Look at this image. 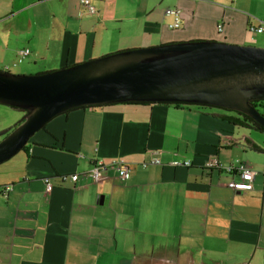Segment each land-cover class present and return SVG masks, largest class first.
<instances>
[{"label": "crops", "instance_id": "crops-1", "mask_svg": "<svg viewBox=\"0 0 264 264\" xmlns=\"http://www.w3.org/2000/svg\"><path fill=\"white\" fill-rule=\"evenodd\" d=\"M91 2L97 14L79 18V0H0V67L26 48L39 75L169 43L264 44V32L247 31L264 26V0ZM167 8L180 10V29ZM219 113L117 104L51 120L0 165V187H12L0 195V264H264V135ZM153 157L161 165L140 166ZM116 159L130 167L126 181L114 170L101 182L60 180ZM213 159L248 163L254 189H229L231 176L204 168Z\"/></svg>", "mask_w": 264, "mask_h": 264}, {"label": "water", "instance_id": "water-1", "mask_svg": "<svg viewBox=\"0 0 264 264\" xmlns=\"http://www.w3.org/2000/svg\"><path fill=\"white\" fill-rule=\"evenodd\" d=\"M264 49L216 41L114 53L39 75L0 72V105L25 111L0 131V165L54 118L85 107L182 103L233 111L264 129Z\"/></svg>", "mask_w": 264, "mask_h": 264}, {"label": "built area", "instance_id": "built-area-1", "mask_svg": "<svg viewBox=\"0 0 264 264\" xmlns=\"http://www.w3.org/2000/svg\"><path fill=\"white\" fill-rule=\"evenodd\" d=\"M80 8L78 11L79 18L92 17L97 14L95 6L92 4L91 0H79ZM164 17L172 18V22L169 24V29L174 31L180 29L182 25L181 12L177 8H167L164 12ZM221 27H218V32H221ZM247 31L253 35H259L264 32V26L260 25L258 27L250 25ZM30 55V50L28 48L23 49L17 53L16 62L13 67L24 62ZM9 67H4V72H8ZM149 165H161L160 159L153 157L150 161L143 162L140 164L142 168H147ZM170 165L174 167L184 166L190 167L191 163L188 161H174ZM204 168L211 170L216 169L223 171L224 173L231 176V180L227 183V187L234 192L247 193L254 189L253 182L257 176V173L251 168V166L243 161L234 160L227 165L220 163L217 159L209 160L204 163ZM116 171L119 178L122 181H126L129 178L130 167L127 162L122 159H116L109 163H104L102 161H95L89 171L82 174H68L61 175L60 180L64 183L67 181L73 184L77 183L81 178H86L93 180L95 182L103 181L110 171ZM51 177H45L43 179L45 185V193L48 194L52 191L53 185L51 183ZM12 187L7 185L0 187V195L6 196Z\"/></svg>", "mask_w": 264, "mask_h": 264}, {"label": "trees", "instance_id": "trees-1", "mask_svg": "<svg viewBox=\"0 0 264 264\" xmlns=\"http://www.w3.org/2000/svg\"><path fill=\"white\" fill-rule=\"evenodd\" d=\"M126 104H135V105H155V104H161V105H167V106H174V107H200V108H205V109H210V110H218L219 117L227 121L229 124L237 127V128H250L254 130L255 132L259 134L264 135V129L258 125L257 123L253 122L250 120L247 116H244L242 114L233 112V111H226V110H220V109H215L212 107H206V106H196V105H187V104H182V103H126ZM254 109L262 116H264V100L261 101H254L251 103ZM105 106H97V107H85L82 109H95V108H101ZM15 109V108H12ZM24 113V116L26 114L25 111H22L20 109H16ZM23 121V118L21 121H19L17 124H15L12 127H16ZM24 149V148H23Z\"/></svg>", "mask_w": 264, "mask_h": 264}, {"label": "rangeland", "instance_id": "rangeland-1", "mask_svg": "<svg viewBox=\"0 0 264 264\" xmlns=\"http://www.w3.org/2000/svg\"><path fill=\"white\" fill-rule=\"evenodd\" d=\"M237 46H241V45H237ZM247 46L264 49L263 43H262V45L259 43H251L250 45H247ZM94 59H92V60H94ZM96 59H98V58H96ZM8 67H9L8 72L12 75H27V76L38 75L36 73L37 71H30L31 68L27 67V59L15 67H13L12 64L9 65ZM0 72H4L3 67H0ZM216 111H218V110H216ZM23 117H24L23 112L16 110V109H12L10 107L0 105V131L14 126L19 121H21Z\"/></svg>", "mask_w": 264, "mask_h": 264}, {"label": "bare ground", "instance_id": "bare-ground-1", "mask_svg": "<svg viewBox=\"0 0 264 264\" xmlns=\"http://www.w3.org/2000/svg\"><path fill=\"white\" fill-rule=\"evenodd\" d=\"M7 73H9V72H7Z\"/></svg>", "mask_w": 264, "mask_h": 264}]
</instances>
